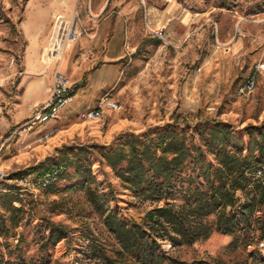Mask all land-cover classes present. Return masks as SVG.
Returning a JSON list of instances; mask_svg holds the SVG:
<instances>
[{
  "label": "rangeland",
  "instance_id": "1",
  "mask_svg": "<svg viewBox=\"0 0 264 264\" xmlns=\"http://www.w3.org/2000/svg\"><path fill=\"white\" fill-rule=\"evenodd\" d=\"M29 1L0 0V169L6 171L8 185L18 186L16 180H11L15 173L26 172L48 158L57 159L56 150L64 146H111L122 133L141 134L166 125H174L179 130L189 126L193 132L199 122L198 115L201 119L228 123L246 146L250 145V138L245 129L264 127V73L256 71L258 65L264 67V13L246 16L253 5L251 0H241L232 11H222L205 0H176L187 7L195 19L190 35L186 42L173 43L168 38L170 44H165L149 34L153 37L149 39L150 44L144 45L140 58L131 64L126 62L122 82L109 93L113 100L122 103L121 112L106 110L101 121L86 122L77 131L63 132L57 137V129L51 127L72 115L66 109L58 121L28 130L30 115L41 105L34 106L32 102L48 97L43 92L44 76L35 73L50 62L45 54L46 64H43L42 45L37 36H27L22 29ZM86 1L79 5V18H82L81 10L85 13V5V14L89 13ZM77 24L80 27L79 19ZM79 30L82 32L81 27ZM25 31L28 33L27 29ZM144 40L140 37L134 46L142 47ZM238 42L242 45L240 50L236 48ZM254 73L255 91L249 97H239L238 85ZM93 88L79 87L74 106L79 108L83 104L88 109L95 108L102 92ZM65 126L67 124H61L58 129H66ZM86 126L89 131L84 132ZM46 135L49 138L43 140ZM208 160L213 163V157ZM66 171L67 177L57 186L60 193L44 190L22 196L26 219L16 230V237L6 240L0 235V264H88L84 254L88 251V235L115 242L99 216L92 213L85 196L64 191L72 184L69 177L73 170ZM93 173L105 193L112 191L111 206L122 217L141 222L154 207L153 203L140 202L124 190L114 171L96 160ZM53 201L60 203L56 206L58 212H52ZM47 220L61 223L67 229L66 238L56 246L44 244L49 232L47 223L42 222ZM233 239L214 234L209 240L194 245L173 247L165 242L163 248L184 261L211 257L231 261L241 258V251L228 249ZM7 242L11 244L9 247ZM254 250V246L249 249Z\"/></svg>",
  "mask_w": 264,
  "mask_h": 264
},
{
  "label": "trees",
  "instance_id": "2",
  "mask_svg": "<svg viewBox=\"0 0 264 264\" xmlns=\"http://www.w3.org/2000/svg\"><path fill=\"white\" fill-rule=\"evenodd\" d=\"M205 1L222 11H232L241 2ZM251 2L253 5L246 16L264 13V0ZM146 44H150L149 39L138 47L134 58L141 57ZM252 76L238 85L237 95ZM197 119L193 132L189 126L179 130L174 125H166L141 134L122 133L111 146H64L56 150L57 159L48 158L26 172L15 173L11 180L30 174L39 177L55 166L72 168L73 174L69 177L72 184L64 191L83 194L92 213L99 216L115 240L109 243L88 235V251L84 253L88 264H264V255L258 248V242L264 240V186L251 187L247 175L255 168L264 167V127L245 129L250 138V145L246 146L228 123L201 119L199 115ZM209 157H213V163ZM95 160L111 168L122 188L138 201L153 203L154 207L141 222L122 217L111 206L112 191L105 193L93 173ZM66 173L57 184L45 190L60 193L57 186L67 177ZM3 185L8 192L0 194V235L8 240L17 236L16 230L25 221L27 211L20 188L15 184ZM59 204L53 201V213L58 212ZM257 212L263 216L257 217ZM42 223H47L49 232L44 238L45 246H56L66 238L67 229L63 224L49 220ZM214 234L234 237L228 249L241 251V258L184 261L163 248L165 242L173 247L194 245L209 240ZM253 246L255 250L250 252Z\"/></svg>",
  "mask_w": 264,
  "mask_h": 264
},
{
  "label": "crops",
  "instance_id": "3",
  "mask_svg": "<svg viewBox=\"0 0 264 264\" xmlns=\"http://www.w3.org/2000/svg\"><path fill=\"white\" fill-rule=\"evenodd\" d=\"M42 1L44 0L29 1L22 29L27 36H37L42 45L44 65L46 63L43 55L47 47L45 45L47 41L49 42L52 24L57 14H65L71 17L70 19H72V14L74 17L78 16L83 34L77 43L66 50L57 66L47 67L45 65L42 71L35 73L44 76L42 79V83H45L43 92L48 94V89L53 84L54 71L58 69L74 84L76 94L79 87L92 86L95 91H101L102 95L97 96L98 101L104 95L117 89L119 83L122 82L126 58H128V64L136 60L133 56L138 46L135 47L134 43L140 37L146 40L153 38L148 34L146 26L152 29L164 27L167 37L173 43H183L187 41L191 23L195 21L191 11L176 0H91L89 13L85 14L87 13L86 5L85 13L81 10L82 18H79L78 8L80 4H86V0ZM39 3L42 4L38 6ZM237 45L236 48L242 49L239 42ZM102 79L105 81H101ZM76 94L73 102L62 112L64 113L66 109L72 112V115L61 123L67 124L66 129H58L61 124L51 127V129H57V137L63 132L77 131L78 127L86 124V122L78 121V115L88 107L83 104L79 108L74 106ZM41 98L32 102L34 106L40 103L42 105L48 99L47 95L45 99ZM32 116L33 114L30 115ZM86 128L87 126L83 128L84 132Z\"/></svg>",
  "mask_w": 264,
  "mask_h": 264
},
{
  "label": "built area",
  "instance_id": "4",
  "mask_svg": "<svg viewBox=\"0 0 264 264\" xmlns=\"http://www.w3.org/2000/svg\"><path fill=\"white\" fill-rule=\"evenodd\" d=\"M90 2L91 0H88V3ZM77 20V16L74 17V19L67 18L63 15H58L55 17L51 36L43 55L44 58L46 54L50 61L49 64L46 65L47 67L57 66L62 60L66 50L78 41L79 37L81 36V32L79 30ZM146 30L148 34L159 39L161 42L170 44L164 27L152 29L146 26ZM256 71L257 73L262 74L264 73V67L258 65L256 67ZM255 89L256 78L255 76H252L248 78L242 87H240L238 90V96L243 98L249 97L251 94H253ZM75 94L76 87L74 84L66 75H64L58 69H55L53 75V84L48 89V99L29 119L27 124L28 130L33 129V127L37 125L58 120L63 110L73 102ZM106 110H111L118 113L123 110V105L120 101H115L110 97L109 94H106L98 101L95 108L87 109L81 112L78 115V119L83 122L101 121ZM48 138L49 136L46 135L43 140ZM65 171L66 169L63 166H55L42 176H26L16 180V182L20 187V193L22 196L26 195V193L35 195L40 191H44L50 186L57 184ZM247 175L250 178L251 187L255 185L264 186V167L255 168L247 173ZM7 181L8 175L6 171L4 169H0V194L8 192V189L3 185V183H6ZM262 216V212H257V217ZM258 248L264 255V240L258 242Z\"/></svg>",
  "mask_w": 264,
  "mask_h": 264
}]
</instances>
